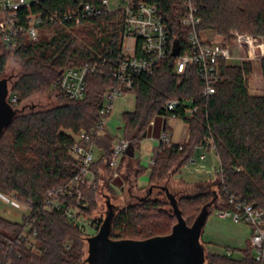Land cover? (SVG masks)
<instances>
[{"label": "trees", "instance_id": "16d2710c", "mask_svg": "<svg viewBox=\"0 0 264 264\" xmlns=\"http://www.w3.org/2000/svg\"><path fill=\"white\" fill-rule=\"evenodd\" d=\"M153 1L168 26L169 50L153 73L136 75L132 89L136 94V106L133 111L123 113V138L137 148L146 135L140 133L147 123L157 117L167 120L171 116V112L165 109L166 101L193 98L199 109L192 117H183L189 125L188 141L183 144H160L149 183H160L170 170L178 172L197 147H208L207 140L212 139L222 170L218 173L221 201L210 209L209 215L215 209L234 208L229 200L230 193L264 209V95L249 93L252 61L244 59L231 64L226 59H220L216 92L204 95L203 82L195 65H189L182 76L175 72L176 59L184 53L188 43V30L180 22L181 7L177 0ZM86 2L97 4L98 0H45L37 8L79 10ZM198 14L202 19L201 29H213L228 38L238 29L264 39V0H202ZM44 28L46 31H41L35 42L25 35L19 38L16 45L0 42L4 50L0 57V70L4 68L7 54L22 60L24 68L23 74L11 87V95H16L17 100H8L14 108H19L33 93L46 90L57 94L61 100L57 106L45 110L24 113L20 109L0 135V191L17 194L19 198L33 202L37 246L34 249L22 248V257H15L13 264H84V228L79 221L67 215L65 208L46 209L45 193L68 182L78 172V160L70 151L76 141L75 135L97 123L105 92L115 83L110 72L122 53V14L107 12L101 7L100 13L83 18L79 24L54 23ZM80 28L87 37H81L77 42L75 30ZM175 48H178L177 54L174 53ZM104 59V72L87 77L83 98H69L55 84L64 68L86 62L102 64ZM261 65L264 77V57ZM180 77L182 82H179ZM116 139L110 132L94 137L95 146L102 150L93 164L96 186L84 188L83 202L87 205L80 206L78 214L91 215L96 205L97 184L105 176L109 189L113 190L109 160ZM129 159L133 158L129 155L125 157L120 168ZM144 171L141 166L136 177ZM208 196L207 193H199L193 198L182 199L196 198L205 205L209 201ZM67 204L79 206L74 198L67 199ZM182 214L184 216L183 210ZM175 218V214L165 210L161 200L147 198L115 213L111 237L146 239L165 235L172 231L175 224L171 225V222ZM24 228V218L12 221L0 215V254L3 251L2 236L17 235ZM239 251L242 254L240 257L218 251H209L206 256L209 264H259L249 241Z\"/></svg>", "mask_w": 264, "mask_h": 264}, {"label": "built area", "instance_id": "2783aa9c", "mask_svg": "<svg viewBox=\"0 0 264 264\" xmlns=\"http://www.w3.org/2000/svg\"><path fill=\"white\" fill-rule=\"evenodd\" d=\"M45 0H0V42L16 45L19 38L25 35L32 42L38 40L41 29L54 23L75 22L101 12V7L107 12H121L123 20L122 53L110 75L115 83L105 92L104 102L100 109L97 123L89 130H81L75 135V143L70 153L78 160V172L66 183L48 189L45 193V208H65L67 215L78 220L80 206L83 202L84 188L96 186V173L93 164L97 160L93 139L96 135L108 132L107 121L112 113L115 100L133 92L135 77L138 74H151L155 66L162 60L169 50V30L159 12L158 5L153 0H98L97 4L84 3L79 10L49 11L37 7ZM181 7V24L187 28V49L180 54L175 63V72L182 76L189 65H195L196 71L203 82L202 93L206 96L216 92V84L220 78L219 60L232 57V48L243 45L248 47V53L241 57L252 60L253 50L264 51V42L254 44L261 36L239 35L233 44L224 41L213 42L204 36V29L199 28L202 19L198 14L202 0H177ZM100 5V6H98ZM98 62H86L81 65L68 66L63 69L61 76L55 83L65 95L72 99H81L86 93L87 77L91 74H102L103 65ZM182 82V77L179 78ZM8 99L16 101L17 96ZM9 101V100H8ZM9 101V102H10ZM165 109L171 112L172 118L183 119L192 117L199 109L193 98H172L166 101ZM156 118L150 124L153 126ZM160 144L173 143L172 134L163 124L159 135ZM207 145L215 148L213 140L208 139ZM130 142L124 138H117L112 146L109 165L112 173L109 176L113 182L121 176L122 160L128 157L127 150ZM182 149V148H180ZM136 155V151H135ZM134 155V157H135ZM201 158L205 157L203 153ZM191 159V158H190ZM221 168L219 172H221ZM115 183V182H113ZM7 198V194L0 192ZM13 202L24 211L25 228L22 232L12 236H2L3 251L0 254V264H13L14 258H21L22 248L34 249L37 246V230L34 228L35 217L32 216V200H23L17 194L11 197ZM74 198L78 207L67 204V199ZM8 199V198H7ZM229 200L234 208L221 210L222 217H231L234 221H244L250 228L249 242L253 254L259 264H264V209L256 207L254 203L244 201L241 197L230 193ZM228 250L227 254L231 255Z\"/></svg>", "mask_w": 264, "mask_h": 264}, {"label": "rangeland", "instance_id": "374dc122", "mask_svg": "<svg viewBox=\"0 0 264 264\" xmlns=\"http://www.w3.org/2000/svg\"><path fill=\"white\" fill-rule=\"evenodd\" d=\"M41 31H46V28L41 29ZM77 36V42L80 41V38L87 37L83 30H75ZM248 35V36H258L249 32H242L238 29H235L234 35L230 38L217 33L213 29H204V36L208 39L217 38V41H224V43L229 42L233 44V41L238 40L239 35ZM212 36V37H211ZM264 42V39H258L254 41V44L259 42ZM232 57L227 61L231 64H237L241 62V57L245 56L248 53V47L239 45L238 47L232 45ZM253 73L248 82V90L251 95H264V77L262 73V58L264 57V51L258 49L253 50ZM4 54V50L0 47V57ZM5 65L2 70H0V78L6 77L9 81V88L11 89L14 82L23 74L24 68L22 60L13 54H7L5 57ZM50 91L35 92L30 97L25 99L19 106L21 112L27 113L31 111L45 110L57 106L61 103V100L57 94ZM136 106V94L133 92H127L124 96L118 97L114 102V107L111 115L107 121V130L112 133L116 138H123L125 135V122L123 113L126 111H133ZM161 119V117H157ZM152 121V120H151ZM150 121V122H151ZM147 123L140 135L146 133V137H143L140 141L137 148H135L136 155L135 158L130 161H126L127 165L130 164L128 169H124V166L120 168L122 170L121 176L117 177L111 184L113 185V190H110L107 185L106 176L104 180H100L97 184V190L95 193L96 205L94 206L90 216L84 215L83 213L78 214V220L81 226L85 230V255L84 264H89L86 260L88 256V237L96 234L100 229L103 221L107 217L111 204V208L116 213L121 208L128 206L130 204L141 202L147 198L159 199L163 202V207L171 215L174 214L172 206L170 204L169 198L160 185H167L170 191L176 194L178 200L180 201V207L184 212V216L187 219L188 223L191 225L198 214L203 208V204L192 200H183L186 198H193L196 194L207 193L208 202H212L210 209L214 206H218L221 201L220 189L218 185L214 183L206 182L202 185H188L182 179L188 183H194L206 180L209 177L208 172L214 168V165L217 164L215 153H209L205 160L199 157V152L195 149L191 159L186 162L180 169V173L176 178L175 175L177 172H170L160 183L150 184L149 183V174L151 171V161L156 153V147L158 145L157 139L155 137L156 133L154 131H149V128L152 126ZM173 125V139L177 140L181 137L185 121L183 119H173L169 118L168 121ZM162 124V122H161ZM151 130V128H150ZM148 132V134H147ZM100 150L96 149L95 154H99ZM145 167V171L138 176V184L143 187L135 185L136 183V173L138 169L141 168L139 161ZM106 175V174H105ZM110 176V174H109ZM108 177V176H107ZM112 181V180H111ZM147 184V185H146ZM146 185V186H144ZM150 186H154L152 192H150ZM2 192V191H0ZM7 198H4L0 194V215L12 220V221H22L24 216V211L22 208L17 206L11 197L13 193H5ZM183 198V199H182ZM177 223V218L173 219L171 225ZM250 237V232L248 229L247 223L244 221L236 222L230 216L229 217H220L219 211L215 209L208 217L207 222L204 226L203 234L201 236V242L205 248V253L209 251H218L222 253H227L228 247L232 249L231 255L233 257L242 256L239 251L240 248L246 247V240ZM206 264H209V261L206 256Z\"/></svg>", "mask_w": 264, "mask_h": 264}, {"label": "water", "instance_id": "95a60500", "mask_svg": "<svg viewBox=\"0 0 264 264\" xmlns=\"http://www.w3.org/2000/svg\"><path fill=\"white\" fill-rule=\"evenodd\" d=\"M174 53H178V48H175ZM9 91L8 79L0 78V135L20 111L8 101ZM127 153L134 157L135 147L132 144ZM153 187L150 186V192ZM160 187L165 190L178 219L172 231L146 239H113L111 233L115 212L109 204L110 211L100 229L88 237L86 260L89 264H206L201 236L212 202L205 204L194 222L189 225L179 207L176 194L172 193L167 185Z\"/></svg>", "mask_w": 264, "mask_h": 264}, {"label": "crops", "instance_id": "0c3cea01", "mask_svg": "<svg viewBox=\"0 0 264 264\" xmlns=\"http://www.w3.org/2000/svg\"><path fill=\"white\" fill-rule=\"evenodd\" d=\"M0 17H1V13H0ZM212 37V36H211ZM213 38V37H212ZM210 39L211 41H213L214 43L215 42H218L217 41V38L216 37H214V39ZM220 42V41H219ZM170 118V117H169ZM169 118L166 120V128H167V130H169L170 132H171V134H172V141H173V143H177V144H183V143H185V142H187L188 141V139H189V125H188V123H186L185 122V126H184V130H183V133H182V135H181V137L179 138V139H177V140H174L173 139V131H174V127H173V125L172 124H170L168 121H169ZM173 119H177V118H173ZM156 120V122H155V124L153 125V126H151L150 128H151V130H150V128H149V130H148V132L149 131H154V133H156V135H155V137H156V139H157V143H158V145H157V147H156V153H155V155H154V157H153V159H152V161H151V167L153 166V163H154V160H155V158H156V155H157V153H158V150H159V147H160V141H159V135H160V133H161V131H162V128H163V124H164V118H162L161 117V119H155ZM161 122H162V124H161ZM148 132H147V134H148ZM147 135H145L144 137H146ZM95 150L96 149H98V150H100V153L99 154H96V156H97V159L100 157V155L102 154V150L99 148V147H96L95 146V148H94ZM196 150L199 152V157L203 154V153H205V157L204 158H201V159H203V160H205L206 158H207V156L209 155V153H212V152H214L215 154V156H216V159L218 160L217 161V164L216 165H214V168L211 170V171H209L208 172V174H209V177H207V179L206 180H203V181H199V182H194V183H188V182H186L184 179H182V178H176L177 176H178V174L181 172L180 170L177 172V174L175 175V178L176 179H182L186 184H188V185H204V184H206V182H211V183H214V185H218V173H219V169H220V159H219V156L217 155V152H216V149L215 148H213V147H211V146H208V147H203V146H200V147H197L196 148ZM133 158V157H132ZM135 158V157H134ZM131 159H129V161H130ZM137 161H139L138 159H137ZM139 164L141 165V166H143L142 164H141V161H139ZM128 167H130V164H128L127 165V163L124 165V169H128ZM144 167V166H143ZM101 169H102V167H100ZM131 168V167H130ZM145 168V167H144ZM182 168V167H181ZM102 173H103V171H102ZM149 176H150V174H149ZM148 176V177H149ZM137 181H136V183H135V185H138L139 187H143V186H140L139 184H138V178L136 179ZM147 185V184H146ZM146 185H144V186H146ZM219 212H220V210H218ZM219 216L220 217H222L220 214H219ZM224 218V217H223ZM248 225V224H247ZM248 229H249V232H250V228H249V226H248ZM202 234H203V232H202ZM249 241V238L246 240V243ZM228 250H231L232 251V249L230 248V247H228Z\"/></svg>", "mask_w": 264, "mask_h": 264}]
</instances>
